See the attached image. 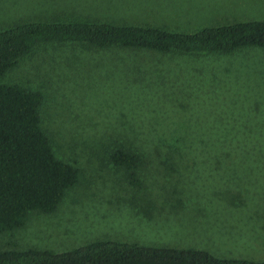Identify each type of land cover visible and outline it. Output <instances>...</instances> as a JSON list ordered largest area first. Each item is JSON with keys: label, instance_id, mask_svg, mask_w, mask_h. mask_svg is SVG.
Instances as JSON below:
<instances>
[{"label": "rangeland", "instance_id": "obj_1", "mask_svg": "<svg viewBox=\"0 0 264 264\" xmlns=\"http://www.w3.org/2000/svg\"><path fill=\"white\" fill-rule=\"evenodd\" d=\"M123 2L0 0V28L25 18L53 22L70 11L99 22L137 20L181 32L264 22V0ZM0 83L42 93L40 126L56 157L79 170L78 184L52 213H31L20 228L0 233V251L59 253L114 241L264 262L263 49L180 55L46 44L20 59ZM218 135L235 137L232 144L246 159L236 162L230 155L227 166L214 169L198 157L193 167L187 160L196 154L184 153L173 154L183 160L170 171L162 166L169 153L160 147L172 139L176 146H196L193 139ZM117 145L144 158L136 171L138 188L107 159Z\"/></svg>", "mask_w": 264, "mask_h": 264}, {"label": "trees", "instance_id": "obj_2", "mask_svg": "<svg viewBox=\"0 0 264 264\" xmlns=\"http://www.w3.org/2000/svg\"><path fill=\"white\" fill-rule=\"evenodd\" d=\"M127 0H124L125 3ZM81 12L70 11L53 16V22L17 21L0 28V78L20 59L46 44H70L95 49L119 48L180 55L228 54L245 48L264 50L263 21H234L205 26L192 32L164 30L136 24L99 22ZM57 19V20H55ZM176 20H181L176 18ZM189 23V22H187ZM40 91L19 84L0 83V233L20 228L29 214L52 213L65 193L78 184L75 164L56 157L50 138L40 126ZM196 146L160 147L168 163L176 164L184 153L216 169L246 159L233 136H200ZM229 137V138H227ZM238 137V136H236ZM257 139V138H256ZM183 140V139H181ZM245 146L240 147L241 150ZM237 148V153H230ZM173 154H181L179 157ZM200 158V159H201ZM211 158V159H209ZM108 161L122 169L126 182L138 188L137 169L144 162L131 147L113 146ZM172 159V161H171ZM170 160V161H169ZM181 199V198H178ZM176 199H173V202ZM0 264H264L245 260L217 259L193 248L146 247L114 241H95L70 251L28 249L0 251Z\"/></svg>", "mask_w": 264, "mask_h": 264}]
</instances>
